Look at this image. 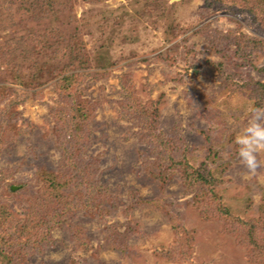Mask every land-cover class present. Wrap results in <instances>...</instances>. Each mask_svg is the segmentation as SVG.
Here are the masks:
<instances>
[{
	"label": "rangeland",
	"instance_id": "374dc122",
	"mask_svg": "<svg viewBox=\"0 0 264 264\" xmlns=\"http://www.w3.org/2000/svg\"><path fill=\"white\" fill-rule=\"evenodd\" d=\"M263 40L264 0H0V264H264Z\"/></svg>",
	"mask_w": 264,
	"mask_h": 264
},
{
	"label": "clouds",
	"instance_id": "9594fccd",
	"mask_svg": "<svg viewBox=\"0 0 264 264\" xmlns=\"http://www.w3.org/2000/svg\"><path fill=\"white\" fill-rule=\"evenodd\" d=\"M237 155L246 175L255 176L262 166L258 159L264 152V108H251L246 125L235 136Z\"/></svg>",
	"mask_w": 264,
	"mask_h": 264
},
{
	"label": "trees",
	"instance_id": "16d2710c",
	"mask_svg": "<svg viewBox=\"0 0 264 264\" xmlns=\"http://www.w3.org/2000/svg\"><path fill=\"white\" fill-rule=\"evenodd\" d=\"M260 70L264 71V67H261ZM256 90L259 91L262 97H264V82L257 81ZM172 164L179 167L182 178L184 182L189 185V187H199V189L203 192L207 191L208 193H210V195L215 194L214 186L218 184V179L215 175V171L211 169L206 162L201 163L200 166L195 168L191 167L190 165H187L186 161H184L183 159L176 158L172 159ZM47 181L48 188H51L52 192L53 190L55 192L57 191L54 200L58 201L59 199V201H61L62 198L58 196V188H60L61 185V179H59L58 173H53V177L48 178ZM64 182L66 183L68 182V180H64Z\"/></svg>",
	"mask_w": 264,
	"mask_h": 264
}]
</instances>
